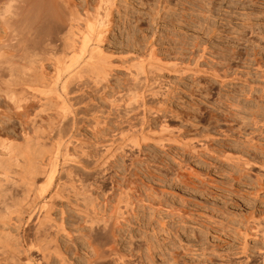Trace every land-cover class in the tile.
Returning <instances> with one entry per match:
<instances>
[{"label":"rangeland","instance_id":"obj_1","mask_svg":"<svg viewBox=\"0 0 264 264\" xmlns=\"http://www.w3.org/2000/svg\"><path fill=\"white\" fill-rule=\"evenodd\" d=\"M163 1L116 0L110 17L112 19L110 24L112 27L109 26L111 31L104 44L105 51L112 54L111 59L113 67H115L112 71L114 74L110 76L111 80L105 82L108 83L109 90H107L110 92L118 91L125 82L130 81L125 70L126 66L131 63L134 56L143 52L141 49L144 47L155 43L153 46L156 45L157 51H155L159 55L156 57L166 60L165 64L161 63L164 70L153 72L154 74L149 73L148 76L152 78L148 79L149 81L154 80L153 85H150L151 82L148 81L143 87L142 82H139L142 86L138 83L139 90L138 86L137 88L135 84L133 86L132 80L129 82L130 84L128 83L129 85H126V89L132 84L131 87H135L138 92L145 91L142 93L145 97L142 96L144 98H141L138 103L140 105L142 100L143 107L141 104L139 110L149 107L148 116L147 109L146 112L140 110L141 114H139L136 103L130 104L131 108L134 105L136 107L129 110H127L130 107L128 104V106L121 104L128 100V97H125L129 91L134 93L132 90L135 91V88H131L132 90L128 88V93L126 90L122 92L123 90L120 89L122 95L117 94L119 98L123 97V102L122 100L119 102L120 106L128 107L127 109L122 107L123 111L127 110L122 114L126 116L131 114L130 116H132L129 118L127 116V120L122 119L126 116H121V107H119L123 123L116 116L119 115L118 110L111 109L110 113L109 104L102 99L99 100L98 96H101L99 88L93 85L100 93L96 89L89 90L91 84L90 87L88 86L89 88L87 87L90 92L86 91L84 95H80L83 94L81 91L72 93L76 96L71 95V97L74 96V99L72 97V101L70 98V103L71 107L73 106L72 102L77 103L74 104L75 107L73 106L77 113H74L73 116L71 114L72 117L68 116L66 120L75 117L72 119L75 122L64 119L65 122L62 121L61 127L56 129L61 128V133L56 134L54 129L50 131L46 119V122H39L40 131L28 130L34 141L47 142L46 144L49 145L60 134H63V137L67 136L66 139L63 138L64 141L69 139L76 141L69 144V149L71 148L74 155H76L75 153L79 155L81 152L79 155L81 159L79 162H67L68 164L61 160L59 175L62 178L59 181H68L71 173L68 174L66 171L72 167V176L71 179L69 178V182H72L73 179V184L76 182L74 185H77L80 190L82 188V192L90 189L86 192L89 191L93 199L97 198V200L94 199L96 203H94L96 205L94 208L97 207L95 210L103 206L101 210H97L100 211L96 216L104 217L106 222H109L110 218L112 220L110 222H113L110 229L108 228L110 233L99 228V233H101L99 234L97 228L93 232L95 235L91 236V241L88 226L84 223L85 221L83 222V213H80L71 203L68 204L66 196L73 193L71 187L68 186L63 190L66 202L64 198H56L57 200L53 201L56 204L52 211L57 223L63 222L64 224L66 222L64 225L67 228H65L66 233L61 232L60 235L55 234L54 236L59 242L63 255L65 254L64 256L67 257L66 264H264V118L259 117L264 116L263 108L258 112L259 108L264 106V97H257L262 93L264 95V82H261L262 79L264 80L262 78L264 77V0H167V3L166 0ZM163 3L166 4L163 5ZM159 11L158 14L161 16L157 14ZM155 14H157L156 20L159 18L157 22H154L155 19L152 18ZM140 47L141 49H139ZM109 52L108 54L111 55ZM192 60L194 61L192 62ZM167 61L180 65H176L175 68L171 67L174 69L169 66L168 69V66H165ZM187 61H190L191 65H188L190 63ZM198 62L197 69L194 67V63L198 64ZM258 65L259 67L262 65V67L258 68ZM191 66L195 69H191ZM213 67H216L217 70H214ZM178 69L184 70L182 72L175 71ZM221 73L223 76H220ZM235 73L240 77H237ZM127 79L129 80L126 81ZM112 84L117 88L114 89ZM74 86V89H77L76 85ZM150 86L154 94H149L150 90L148 93ZM94 90L98 92L97 96ZM252 94L254 95L252 96ZM85 95L89 96V99L82 97ZM90 96L93 97V101H90ZM80 97L82 100L86 98L87 103ZM78 100H81L82 103ZM91 102L94 104H90ZM105 103L108 107L104 108H109V111L106 110L111 115L107 114L106 118H102V112L105 109L99 107L101 104L104 106ZM261 104L262 106H260ZM91 108L97 109V113ZM150 108L153 109L150 110ZM101 109L102 111H100ZM12 110L9 103L0 99V113L9 114L14 111ZM250 110H256V115L260 114L257 116L259 121L256 120L261 123L260 126L259 123L258 126L253 124H257V122L254 121L255 118L252 117V114L255 117L256 115ZM80 111H86L89 115L85 114L86 112L78 114ZM99 111L100 113H98ZM128 111L130 113H127ZM143 112L147 120L141 116ZM1 114L0 116L4 117ZM135 114H139V118ZM94 116H97L99 123L100 120L104 121L109 118L107 123L110 125L105 124L106 120L103 125L102 123L98 125ZM112 119L113 121H111ZM71 121L73 125H71ZM118 121H121V124ZM145 121L146 124L149 122L148 126ZM163 121L166 123L164 124ZM252 121L254 122L252 123ZM15 123L19 125L14 124L18 130L7 125L5 130L0 127L2 135L5 134L4 136L8 137L7 133L12 132L11 134H13V131H16L14 132L16 135L19 132L22 134V126L19 121L16 120ZM118 124L123 126L126 124V126ZM163 124H169L171 126L169 128L172 130L169 129L171 130L169 131L167 128L168 131H166V126L164 127ZM133 125L138 129H144V131L151 129L152 132L154 130L159 133L163 128L167 133H161L162 135L156 133V136L179 137L180 145L178 142L169 141L158 144L150 139L144 140L145 142L139 140L140 143L137 141L136 144L126 142L127 145L123 139L120 140V134L135 128ZM94 126H98V128H94ZM111 128H113V132ZM173 128L174 132L171 134ZM79 129L81 130L79 131ZM95 129L98 130L97 134L94 133ZM103 130L106 131L103 132ZM122 130L124 131L121 132ZM144 131V134L141 135H146ZM139 132L137 131V133ZM107 134L110 136L113 134V139ZM4 136L3 138H6ZM18 136L19 138L15 141L23 145L26 141L24 133L23 137ZM44 138H49V141ZM249 138H253L254 142ZM110 139L115 142L112 149L117 146L119 148L120 145V148L125 149L110 150L108 158V155L103 152L106 149L104 145L111 143ZM182 139L188 140V145ZM190 139L199 141V143L197 142L198 151H196L195 141L192 140L194 145L191 144L194 148L190 145L192 143ZM77 141L83 143V148L86 147L87 150L85 148L83 150L88 152L85 151L87 157L86 154L82 155L83 150L80 147H78L79 151L73 148L77 146ZM123 143L128 148L123 147ZM200 143L201 145L205 143L207 149L204 148V144L202 147ZM101 144L104 146L103 149ZM101 153L105 154L102 158ZM107 158L109 162L106 164ZM96 160L98 163H94ZM102 161L106 166L102 165ZM64 164H67L66 170L63 169ZM37 180L40 182L41 178L39 177ZM42 180H44L43 177ZM69 182L67 183L69 184ZM3 183L1 189L4 194L1 195V200L5 202L1 204V210L11 212L16 202L25 205V189L18 184ZM82 184L87 185L88 188L84 185L82 187ZM123 191L125 194L128 193L127 196L123 195ZM121 192L124 196L123 203L128 200L130 208L125 207L126 204L119 200L118 195ZM104 193L108 198L104 197ZM83 196L81 194L79 200L72 198L73 202L79 203L81 208H84L85 205ZM119 201L122 206H125L122 207ZM118 204L122 207L121 210L123 209L120 210L121 213L125 211V214L120 213L121 215H119L120 206L118 207ZM104 208L106 210H103ZM17 215V212H12L10 217L16 221ZM114 221L116 225H114ZM8 230V225L0 222V231L5 234ZM11 230L14 235L10 240L12 248L10 250V247H6L7 249L3 247L5 248L3 250L0 246V262L13 264V261L16 260L17 263L27 264L30 260L27 250L32 247L33 243L34 246L41 244V236L38 233L35 234L37 231H35V225L32 222L23 228H11ZM102 233L107 234L103 235ZM18 235H20L19 239H17ZM113 236L114 238H112ZM93 238H96V241ZM31 242L33 243L31 244ZM34 246L32 253L36 254ZM14 247L20 250V253H13ZM35 254L34 256L37 255ZM11 257H14L13 261ZM31 258L32 264H39L37 259H34L36 257L31 256ZM238 260L240 263H237ZM50 261L52 262L50 264H60V259L55 254H52Z\"/></svg>","mask_w":264,"mask_h":264},{"label":"bare ground","instance_id":"obj_2","mask_svg":"<svg viewBox=\"0 0 264 264\" xmlns=\"http://www.w3.org/2000/svg\"><path fill=\"white\" fill-rule=\"evenodd\" d=\"M115 1L116 0H81V1H79V0L78 1H76V0H72V1L71 0H0V99H4L7 102V104L9 103L10 108L15 111L14 112L12 110L13 112L12 113L8 112L9 114H6V113L3 114V112H1L4 115V117L0 116V124L2 123V125H0V127L3 130H5V129H7L6 128V125H7L9 127L13 126L14 129L16 128V130H18L17 127L14 126V124L18 125V123H15L17 120V122L19 121V124L22 126V132L24 133V138L26 140L23 145H20L15 140H17V138H19L18 135H21L23 137V133L21 134L19 132L20 134L17 133L18 135H16V134H14V132H16V131H13L14 135L11 134L12 133L11 132V133H7L8 137H6L7 135L4 136L5 135L4 133H3L4 135H2V132H1L2 129H0L1 130L0 135H2V136H0V208H1V204H3L5 202V201L1 200V195L4 194L3 189H1L2 186L4 185L3 182L8 183V184L14 183V184L21 185L25 189V192H26L25 205H20L19 203L16 202V203H14V209L11 210V212L10 211L9 212L3 211L0 209V222H3L4 225H8V228H9V230L5 234H4V232L0 231V246L2 248L3 247H5V248L10 247V242H11L10 240L13 239V237H14V235L12 234L11 228L20 229V228H23V226H26L27 224H29L31 222L34 223L35 231H37L35 234L37 235V233H38V235L41 236L40 237V240H41L40 243L41 244H39V245L37 244L36 246H34V243L31 242V244L33 243L32 247L29 244V246L31 248L28 249L27 251H28V256H29L28 258H30V260L28 261L29 263L27 262V264H32L31 263L32 262L31 256L36 257L34 259H37L39 264H50V262H51L50 259H51L52 254H55L60 259V264H66L68 262L66 260L67 257H65L64 256L65 254L63 255V251H61L62 249L60 248V245L58 244L59 242H57L58 240L56 239V236H54L55 234L60 235L61 232L66 233V229H67L64 226V225H66L65 224L66 222L64 224H63V222L57 223L53 217L52 211H53L54 206L56 204V203L54 204L53 201L54 200L56 201L57 200L56 198H58V199L64 198L65 199L67 197L66 199L68 201V204L71 203L72 206H74L80 213H83L82 214V215H84L83 222L85 221L84 223L87 224V226H88L87 229H89V231H90L89 232L90 237L92 236V234H94L93 232H94V230L96 231L97 228H98V233H99V231H100L99 228L104 229V231H109L111 224L113 225V222L112 223L110 222L111 219L109 217L108 218H109L110 223L106 222L105 221L106 219L104 220V217L102 218L101 216H99L101 218H98L96 216L97 212H99L101 210V208H103V206L101 208L98 206L99 207L98 209H100L99 211H97L98 209L95 210V208H97V207L94 208V206H96L94 199L97 200V198L95 197L93 199V197L90 195L91 193L89 191H87L88 192V194H87L86 190H90V189H86V188H88V186L85 185L86 183L82 184V187L87 186L85 188L86 190H84V192H82L83 191L82 188H81V190H82L81 191L80 188L78 189L77 185H74L76 182L73 184V181H74L73 179H72V182H69L70 181L69 178L71 179V176H72V169H71L72 167H70L71 170L67 169L69 172L66 171L68 174L71 173V176L68 178V181L66 180L67 178L65 177L66 178L65 180L67 182H69V184L67 182L59 181L60 178H62L59 175V166H60L61 160H63L64 163H67V162H71V161H78L79 162L81 159V158H79V155L81 154V152L80 153L78 152L79 155H77V153H75L76 155H74L72 153L71 148L69 149V147H70L69 144H71L75 140L72 141L69 139L67 141H64L63 138H65V137L67 138V136L63 137L64 135L62 134L63 135L62 136L60 134L59 136L56 135L57 137L55 136L56 138H54L53 141L50 142V145H49V144H46L47 142L41 143L38 140L34 141L31 137L30 133H29L30 131H28V130L32 129V130H34V132L35 131L38 132V131H40V127H41L39 122H46L47 121L49 130L51 131L54 129L53 131H55L58 127H61L60 124L64 119H65V121L74 119L75 117L72 119L68 118L66 120V118L68 116L70 117L71 114L73 116L74 113H77L73 109V106L75 103L72 102L73 101L72 97L74 99V96L71 97V95H75L72 93H75L76 91H79V93L81 91L83 94H80V95H84L86 93V91H88L87 89L90 87L91 84L92 85L89 88V90L91 88L92 89L99 88V91L101 93L98 91V89H96L100 93L99 95H101V96H98L99 100L102 99L103 101L108 103L109 107H110V111H109V108H107L108 105H106V103L104 106H102V104H101L100 107L99 106H95V107L96 108L97 107H99V108L103 107L102 109L104 110L105 109L104 107L107 106L106 109L110 113L112 111L111 109L118 110V112H119L118 108L121 107L119 102L123 99V97L119 98L117 96V94H119V96H121L122 95L121 93L125 92V90L128 93V90H127L128 88H130L129 90H132L131 89V88H133V87H131L132 84L130 87L128 86V88L126 89V85L131 80L134 82L133 86L135 84L136 88H137L139 82L140 83L142 82L143 87H145V85L147 84L149 79L152 78V77H149L148 75L154 74L156 71L164 70L161 63L165 64L166 60L165 61L162 60L161 57H160V59L157 58V57H159V55L156 54V51H157V48H155L156 45L153 46L155 43L151 46L150 45L146 46L147 45V43H146L147 41H146L145 42L146 47H144L143 46L144 44H142V46L144 48L143 49H141V47L139 48L143 52L137 56H134V58L132 59L130 64L128 63L130 61H128L127 63L129 65L126 64L128 66H126V69L124 68L129 75L130 81L128 83L123 82L124 83L123 85L120 84V85H122L121 88L118 85L119 88L122 89L123 91L121 90L122 91L121 92L120 89L118 91L113 90V89H111V87H110V89L113 91L112 92L108 91L109 88H107V87L109 85H107L108 83L106 84L105 82H108L109 80H111L110 76L114 74V73L112 74V71H114L115 67H113V60L111 59L112 54L108 51L111 54V55H109L108 52L105 51L104 44H105L106 39L109 38L108 33L111 31L109 29V26H110L111 20H112L110 17L113 13L112 8H114L113 6L116 3ZM167 2L168 1L166 0V3ZM166 3H163V5ZM163 10H165V9H163ZM158 13H160V11L157 12V14ZM157 14L153 15L154 17H152L153 20L155 19L154 22H157V20L159 19L158 18L156 20V18H155V16ZM158 16H161V15L158 14ZM110 27H112V26H110ZM130 38H131V36H130ZM133 48H134V46H133ZM137 52H139V51H137ZM156 55H157V57H156ZM202 55H204V53ZM191 56H190V58H192ZM202 58H205V57L203 56ZM110 59L112 60V62ZM162 61H164V62H162ZM193 61L194 60H192V62ZM167 62L168 63L165 66L166 67L168 66V69H169V66H170V68L171 67L175 68L176 65L179 64L178 62H177L178 64H176V63L174 64V62H172V64H171V61H170V63H169V61H167ZM187 62L190 63V61H187ZM181 63H183V62H181ZM184 64L185 63H183V65ZM188 65H191V63ZM188 65L185 64V66L189 67ZM192 66H193V64H192ZM192 66H191V69L194 67H197V69H198L199 62H198V64L194 63V67H192ZM200 66H203V65H200ZM260 67H262V65H260ZM260 67L258 65V68H260ZM174 68H171V69H174ZM213 68H214V70H217L216 67H213ZM263 69H264V67H263ZM178 70H175V71H177V72L181 71L182 72L184 69L179 70V71ZM206 70H208V69H206ZM208 71H212V70H208ZM226 71H227V69H226ZM259 71H260V69H259ZM185 72H187L186 69H185ZM193 72L195 73V71H193ZM196 72L201 73V72H199V70L198 71L196 70ZM213 74H215V73H213ZM221 74L222 75H220V76H223V73H221ZM237 74H240V73H237ZM228 75H229V73H228ZM233 75H234V73H233ZM235 75H236V73H235ZM109 77H110V79H109ZM237 77H240V75H238ZM262 78H264V77H262ZM129 79H127L126 81H128ZM227 79H228V77H227ZM223 80H224V78H223ZM262 80H261V82H264V80L263 81ZM149 82H151L150 85L154 84L153 83L154 80L149 81ZM140 83H139V85H140ZM109 84H111V82H109ZM74 85H76L77 89H74L75 88ZM93 85L96 88H94ZM113 88L116 89L117 87L115 88V86L113 85ZM136 88H135V91H137ZM150 88H151V86L148 89V93L150 90L151 92L149 94H154L153 93L154 91ZM152 88H154V87H152ZM92 89H91V91H93ZM139 89H140V87L138 88V90ZM96 90H94V91H95L96 96H97L98 92ZM142 90H144V89H142ZM135 91L132 90V92H134V93H130L131 91H129V94L125 97V98L128 97L127 99L129 100V102H128V100H126L124 98L126 100V102L121 103V104H125V105L128 104L130 106L129 108L125 107V106H124L125 107L124 108L122 106L124 109H127V108H128L127 110L134 109V106L137 104H138L137 107L136 106L135 107L138 110H139V108H141L140 107L141 104L143 107V103H141L142 100L140 102V105H139L138 101H140L141 98L145 97L142 94L145 91H143V92L139 91L141 93H139L138 91L137 92H135ZM88 92H90V91H88ZM76 93H78V92H76ZM89 94H87V95H89ZM146 94H147V92H146ZM87 95L82 96V97H86ZM125 95H126V93H125ZM249 95L251 96L250 93H249ZM253 95L254 94H252V96ZM262 95H263V93L261 95H258L257 97L261 96L263 98L264 95L263 96ZM142 96H144V97H142ZM88 97H86V98H88ZM90 97H91L90 101H93L92 100L93 97L92 96H90ZM70 98L72 100L71 102L73 103L72 107H71L72 104L70 103ZM86 98L83 99L85 103H87L85 101V100H87ZM262 98H261V100H262ZM81 100H82V98H81ZM81 100H78V101L81 102ZM122 102H123V100H122ZM92 103L94 104V102H91L90 104H92ZM134 103H136V104L133 106V108H131V105ZM90 104H88V105H90ZM255 105H257V104H255ZM260 106H262V104ZM122 107L120 108L121 109V116L123 115L122 112L124 113L127 111V110L123 111ZM136 108H135V110H136ZM262 108L264 111V106H262L259 108L258 112H260V109H262ZM102 109L100 111H102ZM106 109L104 110V112H102V115H103V116H101L102 118L103 117L106 118L105 116L108 114ZM142 109H140V110H142ZM146 109L148 112L147 113V116H148L149 107L147 106ZM151 109H153V108H150V110ZM91 110H94V109L91 108ZM138 110H136V111H138ZM140 110H139V112H140ZM145 110H142V111H145ZM94 111H95V113H97L96 111H98V110L96 109ZM100 111L98 113H100ZM152 111H154V110H152ZM251 111L252 110H250V112ZM81 112L82 111L78 112V114ZM84 112H86V111H84ZM84 112H82V113H84ZM252 112H255V115L257 114L256 110H254ZM104 113H106V114H104ZM110 113L108 115H111ZM127 113H130V111H128ZM85 114H87V112ZM93 114H94V112H93ZM93 114H92V116H93ZM113 114H114V112H113ZM132 114H134V113H132ZM139 114H141V112ZM150 114H152V112H150ZM87 115H89V114H87ZM130 115L129 116L127 115L128 118L132 117ZM135 115H137V114H135ZM138 115L136 117H138ZM144 115H145V113L143 112V115H141V116H144ZM259 115H256V117H255L254 114H252V117L255 118L254 121H256V120L259 121V117L264 118V116H259ZM116 116H118L120 118V112H119V115H116ZM123 116H126V115L124 114ZM127 116L124 118H122V117L121 118L127 120L126 119ZM154 116H155V114H154ZM257 116H259V117H257ZM94 117H95V121L98 122V125L101 123L103 125V122L106 120V119L104 121L100 120V123H99V119H97V116H94ZM140 118H142V117H140ZM143 118L145 119L147 117L144 116ZM45 119H46V121H45ZM107 120H110V119L107 118ZM107 120H106L105 124H108ZM145 120H147V119H145ZM65 121H63V122H65ZM111 121H113V119ZM254 121H252V123ZM73 122H75V121H73ZM73 122L71 125H73ZM118 122H119V124H121V121H118ZM122 122L124 123V120H122ZM165 123L166 122H164V124ZM258 123L259 122H257V124L256 123H253V124H255V126L256 125L258 126ZM262 123H263V120H262ZM62 124H64V123H62ZM145 124H146V121H145ZM147 124H146V126H148ZM260 124L261 123H259V126H260ZM108 125H110V124H108ZM140 125H141V123H140ZM142 125H143V123H142ZM167 125H164V127L166 126V129L164 128L166 131L171 129V128H169L170 125L169 124H167ZM117 126H115V127H117ZM119 126H123V125H119ZM124 126H126V124ZM96 127L98 128V126H96ZM96 127L94 126V128H96ZM150 127H151V125H150ZM161 127H162V125H161ZM167 128H168V130H167ZM76 129L78 130V128H76ZM111 129L113 132V128H111ZM136 129H138V127L132 128L133 131L128 130V131H126V133H121L124 131V130H122L120 132L121 133L120 134L121 135L120 140L123 139L125 141V144H127L126 142H128V144H129V142L130 143L134 142L133 144H136L135 142H137V141L139 142V140L148 141L150 139V141L153 140L154 143L156 142L158 144L163 143L165 141H169L172 143L178 142L180 145V141H178L179 137L178 138H174V137L173 138H169V137L167 138L165 135L164 136H156L159 133L157 131L153 130V132H152L151 129H150L151 131L149 129H147V130L145 129L147 131L146 132V131H144V129L139 128L142 131V132H139L140 130L139 129L136 130ZM61 130H62L61 128L59 130H56V134H59V132L61 133ZM80 130L81 129H79V131ZM92 130H94V129H92ZM114 130H116V129H114ZM165 130H163V128H162V131H160V132L165 133L166 132ZM171 130H169V131H171ZM50 131H48V133ZM105 131L103 130V132H105ZM137 131L139 133H137ZM143 131L145 132L146 135H141L143 133ZM173 132H174V128H173V131L171 132V134ZM178 132H180V131H178ZM69 133H71V132H69ZM94 133L97 134L98 130H96ZM161 133H159V134L162 135ZM54 134H55V132H54ZM3 136L6 138H3ZM21 136H20V138H21ZM52 136H53V133H52L51 137ZM107 136H110V134H107ZM113 136L114 135L112 134L110 137H112V139H113ZM116 137H117V139H119L118 136H116ZM95 138H97V137H95ZM98 138H100V137L98 136ZM44 139L48 140L49 138H44ZM112 139H110V140H112ZM249 139H252V142H254L253 138H249ZM100 140H101V138H100ZM182 140H184V139H182ZM192 140L190 141V142H192V143H190V145L193 144V141H195V140H193V141ZM117 141L118 140H116V142ZM143 141H141V142H143ZM184 141H186L187 142L186 145H188V143H189L188 140H184ZM97 142H98V140H97ZM197 142L199 143V141H195L196 145H197ZM114 143H115L114 140H112L111 143L106 144V145H104L102 143L106 148V149H104L105 152H103V153L108 155L110 150H115L116 148H118V146H117L115 149H112ZM125 144L123 143L124 146L123 145L122 146L125 147L126 146ZM182 144H183V141H182ZM203 144H204V148L207 149V146L205 145V143H202V145ZM72 145H74V144H72ZM76 145L77 146H74L73 148H76L77 150L79 149L78 147H80V149H82V150L84 148L86 149V147L83 148V143L81 141H79V142L77 141ZM103 145H102V149L104 148ZM193 145H191V146L193 147ZM200 145H201V143H200ZM191 146H190V148H191ZM120 147H121V145H120ZM126 147L128 148V146H126ZM196 147H197L196 151H198V145ZM76 149H74V151ZM120 149H122V148H120ZM123 149H125V148H123ZM86 150L82 151V155L86 154V157H87L88 152ZM192 150L195 151V149H192ZM138 151H140V150H138ZM103 153H101V155H100L101 158H102V156L105 155V154L103 155ZM132 153H133V151H132ZM91 154H93V153H91ZM91 156H93V155H91ZM111 156H112V152L110 154V158H111ZM77 158H79V160H77ZM89 158L90 157L88 154V159ZM101 158H99V159H101ZM108 158H109V155H108ZM108 158H107L106 164L109 162ZM133 161L135 162L134 159H133ZM92 162H91V164H92ZM94 163H98L97 160ZM67 164L66 165L64 164L65 166L63 165L64 166L63 169L66 170ZM85 164L87 165V162ZM104 164L105 163H103V161H102V165H104ZM106 164H105V166H106ZM102 165H100V166H102ZM103 167H101V168H103ZM39 177L41 178L40 182H38V180H37ZM42 177L44 180H42ZM61 180H63V179H61ZM68 186L71 187V190L73 193L72 192H70V193H72L73 197L71 194L67 195V193H66L67 196L64 197L63 190H64V188H66ZM114 187H115V185H114ZM89 188H91L90 185H89ZM49 194H50V196H49ZM81 194L84 195L83 196L84 197L83 198V200H84L83 204L85 203L84 208H81L79 203L77 204L75 202L76 203L75 204L73 202V199H72V198H74L75 200H79L78 198L80 197ZM127 194L128 193L125 194L123 191L124 196L125 195L127 196ZM106 195L107 194H105L104 197L108 198ZM123 195H122V192L120 193V195H118L119 200L122 201V199L124 198ZM66 199H65V202H66ZM121 201H119L120 205L123 203V201H122V203H121ZM127 201H125L123 203V204H126V206L125 205H123V206L130 208V205ZM104 204L107 206L106 202H104ZM119 204H118V207L120 206ZM121 206L118 209L119 215H121L122 213L125 214V211L121 213V211L123 210V209L121 210V208L123 207V206L122 207ZM103 210H106V209L104 208ZM125 210H128V209L125 208ZM12 212L18 213V215H17L18 218H16L17 220L15 219L16 221H14V219L12 217H10V214ZM63 215H64V213H63ZM106 215H107V213H106ZM106 218H107V216H106ZM115 221L117 222V220H115ZM115 221H114V223H115ZM114 225H116V223ZM112 228H114V227H112ZM107 233H110V231ZM107 233H105V234L102 233V234L106 235ZM18 234H20V233H18ZM99 234H101V233H99ZM97 235L98 234L96 232V236ZM19 236L20 235H18L17 239H19ZM92 237H91V239L89 237L88 238L92 241ZM105 237H107V236H105ZM112 238H114V236ZM95 239L93 238V240H95ZM109 239H111V238H109ZM90 240H88V241H90ZM17 241H19V240H17ZM20 241H21V239H20ZM20 241H19V243H20ZM91 241H90V243H91ZM110 241H112V240H110ZM20 244H23V243H20ZM33 246L36 247V254L37 255L34 253L36 256H34V254L32 253ZM5 248H3V250ZM11 248L12 247H10V250H11ZM12 252L13 253H17V252L20 253V250H18L17 248L14 247ZM8 260H10V259H8ZM13 260H14V257L12 258V261ZM15 261L16 260H14L13 261L14 263L13 262L12 263L13 264H20V263H17ZM238 262H239V260L237 261V263ZM0 264H3V263L0 262Z\"/></svg>","mask_w":264,"mask_h":264}]
</instances>
